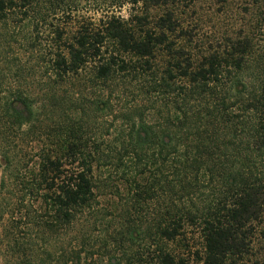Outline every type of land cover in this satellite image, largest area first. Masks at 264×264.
<instances>
[{
    "label": "trees",
    "instance_id": "16d2710c",
    "mask_svg": "<svg viewBox=\"0 0 264 264\" xmlns=\"http://www.w3.org/2000/svg\"><path fill=\"white\" fill-rule=\"evenodd\" d=\"M31 1L0 0V264H52L67 236L61 264H241L264 236V0L196 56L197 0H120L139 10L57 27L45 53L8 20ZM188 227L194 263L167 248Z\"/></svg>",
    "mask_w": 264,
    "mask_h": 264
},
{
    "label": "rangeland",
    "instance_id": "374dc122",
    "mask_svg": "<svg viewBox=\"0 0 264 264\" xmlns=\"http://www.w3.org/2000/svg\"><path fill=\"white\" fill-rule=\"evenodd\" d=\"M119 1L120 0H82L78 3L75 0H32L31 4L22 11H25L26 15L22 13L18 16L9 14L8 20L23 18L22 26L19 25L11 28L12 31H19L17 29L20 28L23 36H26L27 40L23 39L22 36L19 38L17 37L20 46L25 43L30 47L32 44L35 48H41L44 53L53 52L56 50V44L54 42L55 35L53 34L54 31L57 30V27L62 28L65 32V36H67L71 35L80 23L86 24L90 21L97 22L99 18L105 16L104 14H106L107 10H109V12L112 10L124 18L127 17L131 11L139 10V7L137 8V6H132L129 3H125L121 7L109 8L111 4ZM227 4L228 8L224 10V7L215 0H197L195 6L189 8L186 14L182 15L185 18V23L188 25L189 30H193L192 34H194L196 39H193L191 43L186 41L184 45L190 52H193L195 56L197 54L196 50L199 48L198 45L205 47L217 45L216 42L219 41L220 34H223L225 30L227 32L229 29L234 31L237 30L235 22L238 24L239 21L243 19V15L239 13L241 6L240 0H228ZM11 22L12 21H9V24H11ZM2 33L3 31L0 30V42L5 44L6 41L3 36H1ZM5 37L8 40L7 35ZM18 42L13 40L10 42V46L4 48L10 59L14 57V54L18 50ZM33 52H35L34 55L36 56L35 59L33 58L32 62L38 66H44L46 61H43V59L38 60L37 56L39 53L36 51ZM159 60L161 62L164 61L161 58ZM119 96L123 99L119 101L118 105H123L125 103L130 104L132 100H135V103L144 102L142 101L143 97L137 96L134 92H124V94ZM159 105L160 102L156 104V107ZM100 170L99 172H102L103 176L107 175L106 170ZM113 190L114 189H112V191ZM104 192H108V188H106ZM101 203H104L102 198ZM159 205L160 203L158 201H153V203L149 205V208H147L148 210L144 211L142 214L137 213L136 217L143 216L149 219V215H153L156 208H161L158 207ZM107 220H109V218H107ZM101 229H103L102 225ZM261 231L262 229H257V234L253 238L254 241L250 253L244 261H240L241 264L242 262L245 264H264V236L261 235ZM94 233H96V235L93 239L97 240L100 238L102 232L99 228H95ZM98 234L99 236H97ZM185 234V239L181 238L176 241L167 242V248L176 254L184 256L190 263H194L197 258L196 252L200 250L201 244L199 232L194 227H188ZM67 241H69V236L65 237L64 242L55 245L58 248V252L54 255L55 260H52V264L62 263L61 258L58 260V254L63 249L68 251L70 244ZM153 248V245H150L148 249L145 245H139V247H136V250H139L143 258L148 259V254L152 252ZM51 252L54 253V247L51 249ZM141 263L144 264L142 261H134L130 264Z\"/></svg>",
    "mask_w": 264,
    "mask_h": 264
}]
</instances>
